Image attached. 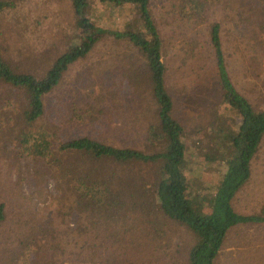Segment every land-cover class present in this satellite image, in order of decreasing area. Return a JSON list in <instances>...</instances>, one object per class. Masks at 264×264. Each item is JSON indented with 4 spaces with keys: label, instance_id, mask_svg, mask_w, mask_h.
I'll return each instance as SVG.
<instances>
[{
    "label": "rangeland",
    "instance_id": "rangeland-1",
    "mask_svg": "<svg viewBox=\"0 0 264 264\" xmlns=\"http://www.w3.org/2000/svg\"><path fill=\"white\" fill-rule=\"evenodd\" d=\"M0 11L2 56L18 72L43 75L79 36L70 0H6ZM152 17L163 40L166 87L173 100V116L186 131L187 175L213 185L221 166L214 156L217 139L211 123L230 124L239 118L221 101L209 24L220 23L222 50L238 91L261 108L264 83V21L259 0H220L203 14L187 19L179 14V0H150ZM91 0V17L98 25L122 29L134 9ZM136 52L126 40H101L86 56L70 64L58 84L43 96V113L27 124L26 94L0 81V264H186L193 243L181 224L163 218L149 196L131 192L139 175L152 181L144 162L110 164L80 152L62 151L61 141L90 137L103 144L153 152L146 130L156 122L146 87L131 84L128 67ZM147 82V81H146ZM144 83V84H143ZM80 117L76 118V114ZM86 113V115H85ZM45 129L51 152L34 155L22 144V132ZM214 128V127H213ZM216 135V134H215ZM158 149V148H157ZM93 170L116 172L108 180L117 194L119 216L108 220L109 203H87L72 176ZM119 176V177H117ZM101 181L100 175L94 177ZM120 188L123 192H120ZM129 189V190H128ZM127 190V191H126ZM109 197V196H108ZM85 203V204H83ZM264 205V135L250 162V177L232 200L235 211H257ZM104 209V210H103ZM122 215V216H121ZM215 264H264V223L238 225L229 230Z\"/></svg>",
    "mask_w": 264,
    "mask_h": 264
},
{
    "label": "trees",
    "instance_id": "trees-1",
    "mask_svg": "<svg viewBox=\"0 0 264 264\" xmlns=\"http://www.w3.org/2000/svg\"><path fill=\"white\" fill-rule=\"evenodd\" d=\"M98 1L113 9L117 7L120 14L124 13L123 6L132 7L134 16L131 18L129 11L123 28L113 29L98 25L90 16L91 0H70L79 36H74V41L67 50L56 58L43 75L38 76L12 69L2 56L0 44V81L25 92L28 109L24 116L27 124H31L43 113V96L58 84L70 64L86 56L105 38L128 41L137 55L128 67L129 73L134 71V78H131L130 83L141 84L140 81L146 80L145 83L149 84L146 89L155 107L156 122L149 124L145 139L148 145L151 144L156 149L153 152H143L130 147H116L86 136L61 141L59 149L80 152L86 157L105 160L110 164L139 161L150 165L153 177L151 182L141 175L137 180L133 177L126 181L117 177L125 188H129L126 183L133 181L130 188L134 195L138 198L148 195L158 214L181 224L191 234L193 243L187 251L186 264H215L229 230L238 225L264 223V205L248 214L238 213L232 206V200L250 177V162L264 135V104L261 108L255 107L233 84L222 50L220 23L211 22L209 39L215 59L220 98L239 120L224 125L220 121L219 124H210L209 131L217 139V147L214 156L207 157L221 166L219 179L213 185L200 179L193 181L185 170L188 165L186 131L173 116V100L166 87V66L162 60L163 40L151 14L150 0ZM259 1L264 4V0ZM219 2L220 0H179L178 11L182 17L200 20L209 7ZM7 5L9 2L0 0V11ZM256 27H259L258 33L264 36V21ZM262 88L261 102L264 103V83ZM75 116L78 118L80 114ZM22 135V144L29 152L44 158L50 155L51 142L45 129L23 131ZM97 175L102 179L99 182L94 180ZM115 176L116 172L112 170H105V174L101 175L93 170L91 164L86 167L85 172L72 176L76 183L74 187L87 194L88 204L109 203V210L103 209L110 216H105L108 220L116 219L121 212L115 210L117 207L111 200L114 199L115 203L117 194L109 188L108 180L115 179ZM119 190L123 192L122 188ZM3 218V206L0 205V222Z\"/></svg>",
    "mask_w": 264,
    "mask_h": 264
}]
</instances>
